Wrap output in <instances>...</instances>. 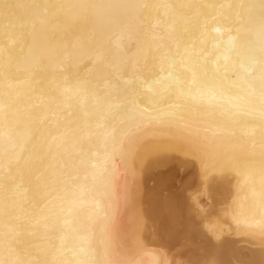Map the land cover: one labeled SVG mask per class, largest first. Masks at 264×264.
Returning <instances> with one entry per match:
<instances>
[{
	"label": "snow or ice",
	"instance_id": "obj_1",
	"mask_svg": "<svg viewBox=\"0 0 264 264\" xmlns=\"http://www.w3.org/2000/svg\"><path fill=\"white\" fill-rule=\"evenodd\" d=\"M18 7L30 25L26 37L20 17L0 23V264H143L140 253L151 264H246L215 251L168 260L144 247L129 218L128 179L185 145L203 153L206 178L209 166L225 177L233 157L218 141L239 116L259 136L264 175V0H28ZM209 19L218 34L211 50ZM22 92L36 101L25 110ZM85 156L90 172L80 168ZM219 184L210 194L224 215L236 230L250 229L254 217L229 203L230 182ZM86 191L94 208L78 224L75 247L39 232L41 221ZM175 215L163 199L161 224ZM259 224L264 239V214Z\"/></svg>",
	"mask_w": 264,
	"mask_h": 264
},
{
	"label": "bare ground",
	"instance_id": "obj_2",
	"mask_svg": "<svg viewBox=\"0 0 264 264\" xmlns=\"http://www.w3.org/2000/svg\"><path fill=\"white\" fill-rule=\"evenodd\" d=\"M21 2L25 3L28 0ZM205 2L241 4L247 0H205ZM20 24L19 31L26 37L30 25L24 14L20 16ZM162 26L163 15L157 28ZM227 36L228 33L225 32V40ZM213 37H218V34L211 30V19H209L206 39L210 50ZM19 47H24L23 38ZM18 54L23 56L24 52ZM50 73L54 75L55 69H50ZM244 79L241 70L238 89L241 96ZM35 102L33 97L22 92L18 105L21 110H25ZM218 143L221 151L227 147L233 157L234 167L226 172L225 177H221L209 166L206 178L205 165L201 159L203 153L193 154L187 145L165 152L135 177H129V218L137 227L141 244L168 260H173L170 250L178 245L184 244L189 247L193 241H199L205 244L202 255L215 251L219 258L225 261H235L239 258L246 264H264V239L260 235L259 224L261 215L264 214V209L261 208L264 175L260 168L259 136L252 135L249 122L245 117L239 116L234 124L229 125L228 135L222 137ZM87 150L88 145L85 143V153ZM80 168L91 171L86 156ZM222 179L225 183L230 182L233 195L229 203L235 200L236 209L254 217L250 229L236 230L231 215H224L223 203L210 194L221 186L219 182ZM92 195L86 191L83 196L76 197V202L70 204L64 212L50 217L46 222L41 221L38 226L39 232L55 233L56 243L63 244L71 250L78 243V224L85 220L94 208ZM165 198L175 204L176 215L167 225H162L159 210ZM212 228L215 231L211 230ZM213 245L218 247L213 248ZM187 253L196 255L195 249L190 247ZM131 254L135 255V252ZM135 258L142 260L143 264H151L152 257L143 253L135 255Z\"/></svg>",
	"mask_w": 264,
	"mask_h": 264
},
{
	"label": "rangeland",
	"instance_id": "obj_3",
	"mask_svg": "<svg viewBox=\"0 0 264 264\" xmlns=\"http://www.w3.org/2000/svg\"><path fill=\"white\" fill-rule=\"evenodd\" d=\"M185 241V240H184ZM197 242V243H196ZM183 245V246H181ZM203 246V247H202ZM185 247V248H184ZM190 247L191 248H194L195 249V254L196 255H191L189 253H187V249ZM187 247V245L185 246L184 244H180L178 245L177 247H175V249H172L170 250V255H172V257H174L173 259L177 261H180V260H187V259H196L197 256L198 257H202L204 255V251H205V244L203 242H199V241H193L191 243V246ZM180 250V251H179ZM182 250V251H181ZM186 250V252H185ZM204 250V251H203ZM174 252V253H173ZM201 254V255H200ZM175 255V256H174ZM178 257V258H177ZM180 258V259H179Z\"/></svg>",
	"mask_w": 264,
	"mask_h": 264
},
{
	"label": "clouds",
	"instance_id": "obj_4",
	"mask_svg": "<svg viewBox=\"0 0 264 264\" xmlns=\"http://www.w3.org/2000/svg\"><path fill=\"white\" fill-rule=\"evenodd\" d=\"M22 3L21 0H0V23H3L7 18H17L23 13V10L18 7ZM4 5H9L5 8Z\"/></svg>",
	"mask_w": 264,
	"mask_h": 264
}]
</instances>
